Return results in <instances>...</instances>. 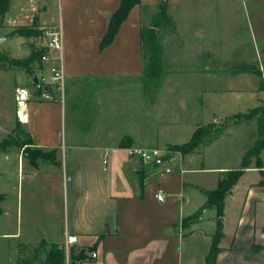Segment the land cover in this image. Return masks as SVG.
Instances as JSON below:
<instances>
[{"label":"crops","instance_id":"obj_1","mask_svg":"<svg viewBox=\"0 0 264 264\" xmlns=\"http://www.w3.org/2000/svg\"><path fill=\"white\" fill-rule=\"evenodd\" d=\"M39 1V8L37 3L28 8L41 9L34 14L38 29L47 32L60 26L63 32L66 84L63 93L51 87L50 100L33 90L17 115L36 146L58 149L59 163L37 168L25 153H14L25 163L17 194L0 193L6 196L0 204V225L10 227L3 237H15L16 244L14 258L2 257L0 264H20V247L42 241L49 244L47 249L57 244L66 250L72 235L77 242L69 245L71 264L76 250H86L88 256L76 264H208L218 232L222 237L214 264H264V150L263 167H257L254 158L227 195L222 228L214 208L183 223L205 205L206 192L216 189L225 172L242 166L244 154L255 142L249 133L257 135V120H231L222 134L188 153L167 149L187 143L201 125H220L263 104L260 77L239 69L217 71L209 60L206 69L171 72L148 105L142 85V29L145 10L161 0L135 5L104 48L122 0H59L55 13L50 3ZM228 1L233 0H168L167 5L172 6L169 15L177 19L179 30L186 21L187 44L211 57L221 45L211 37L209 26L226 28V16L233 9ZM263 2L248 3L257 11ZM10 9L11 4L6 14ZM232 24L230 33L239 25L237 18ZM255 34L251 39L258 52L264 33L258 29ZM15 36L20 35L9 40ZM237 36L235 47L243 38ZM20 37L21 42L30 39ZM67 100L74 102L77 115L80 106L90 108L87 127L82 128L75 116L73 126L64 132ZM125 137L130 139L124 141ZM131 148L147 150L151 158L131 155ZM159 191L164 200L157 198ZM43 251L46 256L47 250Z\"/></svg>","mask_w":264,"mask_h":264},{"label":"rangeland","instance_id":"obj_2","mask_svg":"<svg viewBox=\"0 0 264 264\" xmlns=\"http://www.w3.org/2000/svg\"><path fill=\"white\" fill-rule=\"evenodd\" d=\"M46 1L52 5L54 13L58 12L59 0ZM243 1L244 0H233L231 2L228 1V8H231L230 5L233 3V9L228 12L225 23L223 22L226 24V28L222 27L221 25V27L216 25L213 27V23L210 24L211 26H209V28L212 32L211 37L216 40L215 43H219V47L221 45L220 48L217 46L211 57H209L208 53L202 55V50H195V47L192 46V44H187L185 38V20L187 18L186 14L181 16L182 20L185 22L181 24L180 30L177 26V19L171 15V25L163 22L160 27L156 28L159 36V42L162 47L163 59L166 66L168 67L167 70L169 74L174 71L206 69L209 60L212 62V69L217 71L238 70L240 66L239 62H243L248 66L260 68V70L263 72L264 80V44L260 43L258 45V52H256L254 41L252 43L251 39V35L255 36V31L257 32L258 29H262L264 33V2L263 4H260L261 6L259 10L256 11L254 10V7L252 8L249 6V0H245V4ZM34 3H37V8H39V0H11L10 12L4 16L0 23V37L4 36L8 38L4 43H0V141L11 135L14 132L17 121H20L17 115V110L19 107L15 99L16 88L18 86H26L32 92L34 90L35 93H37V86L32 82L29 71L23 66L13 64L11 60H26L32 53L33 49L45 48L47 41V33L45 32V29H40L43 31L42 35L37 37H28L30 39H25L22 42V37L20 36H15L9 40L10 37L14 36L12 32L17 28L31 26L39 28L34 14L39 12L41 9H35L34 11L28 9L32 8L31 5ZM163 4L164 0H161V3H158L145 10V28H152L154 18L158 14L160 6ZM165 7L168 11V14H170L169 12L172 9L171 4L169 6L166 5ZM206 14L208 17L210 16L209 13ZM190 15H192V13H190ZM235 18H237V23L239 24L236 28L237 32L232 31L230 33V30H234L232 23ZM237 33L241 34L243 38L241 39V42H238L239 45L237 44V47H235L234 43H236V41L239 39L237 38ZM200 52L201 54L198 55ZM31 66L33 70H35L40 76L42 70L47 68L48 63L46 64L36 60L33 64H31ZM47 87L51 89L52 85ZM78 96L79 94H77L74 98V101L77 103L80 102L78 100L80 96ZM72 102L73 101L71 100L66 101L64 132L70 130V128L73 126L75 116L76 118L77 116L80 117L78 123L82 128L87 127V125L91 122L90 108L87 110V107L81 108L82 106H80L79 108L77 105V109L79 108L80 110L79 115H77L78 113L74 109V102L73 104ZM223 120L221 122H223ZM251 134L253 141H256L259 138L258 131L256 136L255 131H252V133L250 132L249 137H251ZM14 153H19L22 155L23 149L19 147H9L6 153L0 152V193L6 192L12 193L14 195L17 194L16 189L19 186L21 164L23 161L25 163V158L20 159L19 155H15ZM9 155L11 156L10 159L8 158ZM191 220L195 219L193 218ZM9 228V226L6 227L4 224L3 226L0 225V261L4 259H6V261H11L12 257L14 258L13 254L16 244L15 237H3L4 230H9ZM12 245L13 247L11 249ZM39 247L40 246L38 244L28 246L27 248L23 246L20 247V264H44L45 253L42 250L37 252L36 250L39 249ZM2 257L4 259H2Z\"/></svg>","mask_w":264,"mask_h":264},{"label":"trees","instance_id":"obj_3","mask_svg":"<svg viewBox=\"0 0 264 264\" xmlns=\"http://www.w3.org/2000/svg\"><path fill=\"white\" fill-rule=\"evenodd\" d=\"M141 0H122L121 6L113 15L108 33L106 34L102 48L106 45L110 44L116 34L118 33L122 23L128 17L131 9L140 4ZM11 0H0V23L3 20L4 16L8 12L10 8ZM166 23L168 25L172 24V18L168 14V11L164 5L160 6V10L158 14L154 18V22L152 28H143L142 29V45L144 51V70L142 75V85L144 90V95L146 97V101L148 105L154 103L156 99V95L160 91L163 82L169 75L167 70V66L163 59L162 47L159 42V36L156 31V28L160 27L162 23ZM12 34H18L20 36L25 37H37L43 34V31L36 28L35 26L31 27H22L15 29ZM46 52L45 48L42 49H33L32 53L26 60L13 59L11 60L13 64L18 66L25 67L30 76L36 73L33 70L31 64H33L36 60L42 62V56ZM238 71H249L257 74L260 77V89H264V80H263V72L260 68H255L248 66L246 64H241L239 66ZM44 88L40 89L37 87V92L42 94ZM48 90H50L48 88ZM243 118V119H256L258 123V134L259 138L254 142V144L246 151L243 156L242 166L238 169H232L225 172V174L220 178L218 182V186L216 189L207 191V200L205 205L198 210L192 216L184 218L183 223L187 224V222L191 221V219H197L203 213L205 208H214L217 211L219 217H222L224 214L225 201L227 195L231 192L233 187L236 185L238 180L244 174L245 170L250 167L253 159L256 160V165L259 168L263 167V160L261 157V153L264 150V103L258 107L251 109L248 113L245 114H237L226 120L224 123L220 125L216 124H207L199 126L193 133L191 139L180 145H169L168 150L170 152L181 151L183 153H188L205 143L207 140L214 139L224 132L227 128L231 120ZM130 139L129 137H125L124 141ZM9 147H19L23 149V153L26 154L30 163L34 167H40L46 163H54L58 164V149H44L38 147L34 144L33 137L28 130L27 126L21 121H17L16 126L14 128V132L6 137L5 139L0 141V152L6 153ZM169 154L166 155L169 157ZM264 184V181H262ZM6 198L5 194H0V204ZM2 213V208L0 205V214ZM222 237V233L218 232L214 235L212 246L210 253L208 255V264H214L218 253L220 252L219 242ZM49 244L45 241L40 243L39 249L37 252L47 250ZM90 251H92L90 249ZM73 261L76 264L77 261H82L88 258L86 250H76L72 255ZM44 264H66V250L64 247L59 246L57 244L50 245V248L47 250L45 256Z\"/></svg>","mask_w":264,"mask_h":264},{"label":"built area","instance_id":"obj_4","mask_svg":"<svg viewBox=\"0 0 264 264\" xmlns=\"http://www.w3.org/2000/svg\"><path fill=\"white\" fill-rule=\"evenodd\" d=\"M47 41L45 45L46 52L42 56V62L48 63L47 68L42 70L40 74V80L43 85L42 98L52 99V94L48 90L49 85L56 86L57 90L62 92L65 88V73L62 67V57L61 52L63 50V32L60 26H54L47 30ZM56 51L60 55L54 56L52 53ZM52 52V53H51ZM33 96L32 91L26 86H18L16 88V102L19 110L27 106L28 101L31 100ZM21 119V117H20ZM129 153L131 155H139L145 161L151 158V154L147 150L142 149H130ZM154 155H159L158 150H153ZM106 162V161H105ZM159 200H164L165 195L162 191L157 194ZM77 242V236H68L66 241V264H71L69 255V245ZM92 257H97L96 252L91 253Z\"/></svg>","mask_w":264,"mask_h":264},{"label":"water","instance_id":"obj_5","mask_svg":"<svg viewBox=\"0 0 264 264\" xmlns=\"http://www.w3.org/2000/svg\"><path fill=\"white\" fill-rule=\"evenodd\" d=\"M163 5L164 6L167 5V0H164V4ZM6 40H7L6 37H3V36L0 37V43H4ZM31 80L38 88H40V89L43 88V85L41 83L40 77H39V75L37 73H34V74L31 75ZM219 223H220V226L222 228L223 224H224V219L222 217H220Z\"/></svg>","mask_w":264,"mask_h":264}]
</instances>
